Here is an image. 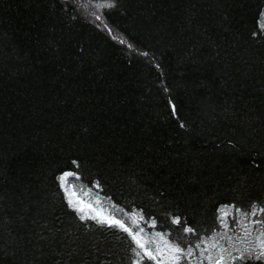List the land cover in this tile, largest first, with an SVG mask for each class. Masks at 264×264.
<instances>
[{
    "label": "trees",
    "instance_id": "obj_1",
    "mask_svg": "<svg viewBox=\"0 0 264 264\" xmlns=\"http://www.w3.org/2000/svg\"><path fill=\"white\" fill-rule=\"evenodd\" d=\"M66 172L153 252L264 264V0H0V264H136Z\"/></svg>",
    "mask_w": 264,
    "mask_h": 264
},
{
    "label": "snow or ice",
    "instance_id": "obj_2",
    "mask_svg": "<svg viewBox=\"0 0 264 264\" xmlns=\"http://www.w3.org/2000/svg\"><path fill=\"white\" fill-rule=\"evenodd\" d=\"M111 7L112 5H108ZM174 107V106H173ZM75 176V173L66 172L62 174L58 179L62 182V187L66 193V199L68 200V204L75 211L80 214L81 220H95L97 223L102 225H107L108 227H118L124 232L128 233L132 240L135 242L137 249L136 256L138 257L136 264H141L144 259H148L150 261H155V264H179L182 249L177 246L170 245L167 241L164 242V246L162 247L159 243L156 244L155 252L150 250L148 245L153 243L156 239H158L161 234H156L155 236H148L143 228H140L138 231L133 232L131 228L127 227L122 220L116 219L114 216L109 214H105L103 209H97L93 207L91 202H86L85 199L81 198V195L72 188L69 190L67 187V177ZM99 187L98 183L96 185ZM91 190L87 193H83L84 196L90 195ZM95 204L99 205L100 200L97 197ZM86 209L88 211H86ZM261 212H264V209H260ZM256 212L253 211L252 215H255ZM176 222H179V218L176 219ZM155 222L153 221V224ZM257 224L264 225V221H256ZM244 231L245 237L250 235V229L245 224L239 225ZM185 231L191 232L194 231L191 228H186ZM231 239V237H229ZM257 243L251 247H244L243 250L240 251L239 259L243 260L246 258H251L254 260H264V231H260L259 235L256 237ZM240 242L243 244L245 240L243 237L240 238ZM213 247L215 245L213 244ZM227 251L223 247L220 248L217 257L215 258V264H228L229 261H235L237 257H233L231 253L225 257L224 253ZM208 259L213 260L212 256H209Z\"/></svg>",
    "mask_w": 264,
    "mask_h": 264
}]
</instances>
